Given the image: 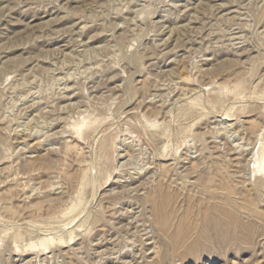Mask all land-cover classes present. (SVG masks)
Masks as SVG:
<instances>
[{"label": "rangeland", "instance_id": "rangeland-1", "mask_svg": "<svg viewBox=\"0 0 264 264\" xmlns=\"http://www.w3.org/2000/svg\"><path fill=\"white\" fill-rule=\"evenodd\" d=\"M263 147L264 0H0V264H264Z\"/></svg>", "mask_w": 264, "mask_h": 264}, {"label": "bare ground", "instance_id": "bare-ground-1", "mask_svg": "<svg viewBox=\"0 0 264 264\" xmlns=\"http://www.w3.org/2000/svg\"><path fill=\"white\" fill-rule=\"evenodd\" d=\"M185 6V5H184ZM182 81V80H181ZM161 87V86H160ZM163 87V86H162ZM219 125V124H218ZM225 125V124H224ZM225 127V126H224ZM264 151V147L262 149ZM194 154V153H193ZM125 157V156H124ZM258 159V158H257ZM258 166L262 169V171H264V155L260 157L259 161H258ZM256 190V189H255ZM251 192V191H250ZM206 204V203H205ZM255 204V203H254ZM198 206V205H197ZM218 207V206H216ZM215 209V208H214ZM202 210V209H201ZM216 210V209H215ZM224 210V209H223ZM204 211V210H203ZM214 211V210H213ZM197 213V212H196ZM201 213V212H200ZM264 217V216H263ZM162 219V218H161ZM195 221V219H194ZM161 223V221L159 222ZM200 227V226H199ZM193 228V227H192ZM196 228V227H195ZM143 233V232H142ZM153 238V237H152ZM104 241V240H103ZM131 242V241H130ZM99 258V257H98Z\"/></svg>", "mask_w": 264, "mask_h": 264}]
</instances>
